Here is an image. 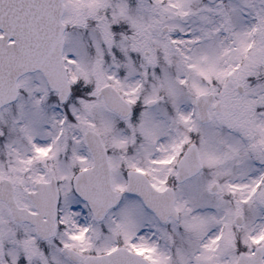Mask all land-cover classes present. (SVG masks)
Returning <instances> with one entry per match:
<instances>
[{
  "label": "snow or ice",
  "instance_id": "6c2138e0",
  "mask_svg": "<svg viewBox=\"0 0 264 264\" xmlns=\"http://www.w3.org/2000/svg\"><path fill=\"white\" fill-rule=\"evenodd\" d=\"M0 264H264V0H0Z\"/></svg>",
  "mask_w": 264,
  "mask_h": 264
}]
</instances>
